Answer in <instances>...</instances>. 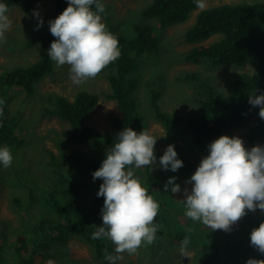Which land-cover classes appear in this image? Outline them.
Masks as SVG:
<instances>
[{"label": "rangeland", "instance_id": "374dc122", "mask_svg": "<svg viewBox=\"0 0 264 264\" xmlns=\"http://www.w3.org/2000/svg\"><path fill=\"white\" fill-rule=\"evenodd\" d=\"M151 2L152 0H104L106 14H102L103 22L107 29L117 37L129 30L132 31L137 24L144 23L146 26L149 24L152 26L156 24L155 19L147 23L142 15L143 9ZM263 2L264 0H206L205 9L223 4L244 5ZM54 8L55 4L52 0H19L9 9L6 15L12 24L6 33L7 42L0 45V73L19 66H29L39 60L42 54L41 46L36 44L28 47L27 42L50 32L48 22L53 20ZM201 11L198 9L192 12L184 23L174 24L161 32L158 31V47L151 53L147 52L139 57L141 84L137 91L138 103L139 107L147 113L146 130L157 138V142L154 147L156 164L136 169L135 174L142 186L147 189L148 194L153 196L160 205L158 215L154 220V223L159 225V230L151 245L142 244L136 255L129 256L126 252L123 253V258L116 264H207L208 260H211L213 264H246L249 258L262 259L251 246L250 234L254 228H258L260 223L264 222V211L257 209L252 212L246 209L247 214L228 232L213 231L184 215L186 209L178 201L185 198V188L191 190V184H186V181L190 180L195 173L202 158L209 154L208 147L207 149L195 147L193 134L186 128L182 127L179 128V132L169 133L170 131L155 119L150 106V87H152L153 90H159L161 93L159 104L165 112L190 117L200 111L199 93L206 86L205 83L209 84V80L205 79L211 80V87L227 94L238 76L255 72L256 68L253 64L243 67H214L207 62L195 64L184 61V56L196 46L185 42V34L195 23ZM34 12H38L43 20V25L38 30L36 29L39 20ZM126 36H129V33ZM221 38L222 36H215L203 44H210ZM109 68L110 66H106L96 78L77 86L69 79V66L57 67L54 62V72L37 84V93L34 97L28 98L26 92L21 90L22 88L15 87L7 91V119L13 123L16 122L19 125L18 128L25 130L26 135L27 132H32L36 138L29 141L23 153L25 159L30 161L34 167L32 172L42 178V183L51 181L44 177V173L50 175V172L46 170L47 162L51 159L50 152L53 151L59 159L65 142L62 134L70 127L69 124L61 122L58 117L47 112V109L53 108L47 99L56 94L74 100L80 92L84 91L101 95L102 92L110 89L107 79L110 73ZM188 74L198 75L203 81H200L199 85L198 81L189 80L186 77ZM119 115L120 110L116 102L102 98L99 106L86 117L85 124L97 129L105 138H110L117 134L113 127V119ZM258 118L259 113L245 127L221 134L214 140L221 136L239 137L243 140L246 149L250 150L258 145L264 146V138L254 142L245 140L246 132ZM181 133L185 134L186 138H183ZM28 139H30V134ZM168 145H174L177 158L183 162V167L172 172L169 177L161 179L159 173L162 169L159 166V160ZM189 147L192 148L189 149ZM8 148L12 156L14 152H19L17 146ZM72 148L77 150L78 155L84 161L100 159V155L95 154L87 144H73ZM15 161L14 170L18 173L22 164L18 158L15 160L13 157L12 165ZM59 161L63 164V169L68 173L75 172L76 178L81 180V174L76 172L73 166L65 160L63 162L59 159ZM9 168L4 169V172L0 174V250L4 261L9 264L22 263V259H19L20 254L13 252L18 246L21 248L22 257L26 259L34 257L33 262L29 264H50V262L51 264H109L105 257H98L95 254L91 244L79 233L72 234L65 242H55L49 245L50 250L62 249L67 254L69 253L68 255L59 251L56 257H51L50 250H47L48 253L45 251L33 255V243L28 240L29 237L24 233L23 227L25 222L39 221L40 205L32 204V202L29 205L28 189L24 190V187L16 182L13 167ZM89 177L93 181V177L91 175ZM171 177H176L175 183L180 185L181 189L179 193H172L171 186H169V191H164V186ZM15 197L23 199V204L27 203L24 208L16 207ZM36 198L39 197L36 196ZM37 199L35 201L38 202ZM166 228H173V230L166 231ZM179 234L190 238L188 257L181 256V242L173 239ZM195 234H197L196 240L193 238ZM202 237H206L210 245L208 242L202 244ZM113 246L115 247L114 244ZM110 253L115 255L114 251ZM214 255L217 258H214Z\"/></svg>", "mask_w": 264, "mask_h": 264}, {"label": "trees", "instance_id": "16d2710c", "mask_svg": "<svg viewBox=\"0 0 264 264\" xmlns=\"http://www.w3.org/2000/svg\"><path fill=\"white\" fill-rule=\"evenodd\" d=\"M18 1L0 0V3L6 4L10 9ZM103 1L101 0L102 3ZM52 2L55 4L54 20L68 7V3L67 0H52ZM195 10H198L196 0H152L143 9L142 15L147 23L155 19L156 24L152 26L137 24L132 31L129 30L117 37L121 55L107 65L110 66V73L107 75L110 84L108 91L102 92L101 95L87 91L80 92L74 100L56 94L47 99L49 105L53 106L52 109H47V112L70 125L62 134L65 142L59 159L73 166L72 168L81 174V180L76 178L75 172L68 173L63 169L64 167L62 168L63 164L53 151L50 152L51 159L47 162L46 169L50 175L44 173V177L50 179V182L42 183L40 175L34 174L28 165L22 167L18 174L14 173L16 182L21 184L24 190L28 189L29 205L31 202L40 205L39 221L25 222L23 227L24 233L29 237L28 240L33 243V255L45 251L48 253L49 245L65 242L74 233H79L89 242L98 257H105V249L109 253L114 251L115 247L108 239H92L96 227L103 224L100 213L104 198L97 195L103 181L101 179L92 181L89 176L100 168L106 153L116 141L117 134L125 127H131L137 133L146 130L147 113L139 107L137 97L141 84L139 57L144 53H151L158 47V31L186 22ZM93 11H95L94 5ZM127 33L129 36H126ZM215 36L222 38L210 44H203ZM55 39L50 32L31 39L27 42L28 47L38 44L42 48L39 60L29 66H19L0 73V100L5 101L0 105L3 109L0 115V125H2L0 148L28 145L29 141L36 139L32 132H27L26 135L25 130L18 128L16 122L7 119L6 94L8 90L17 87L24 89L28 98L35 96L37 84L55 70L54 62L47 56V51ZM185 42L196 45L184 56L186 62L195 64L207 62L214 67H243L253 64L256 68L254 73H243L238 76L227 94L211 87V80L205 79L209 80V84L205 83L204 89L198 90L201 97L200 111L190 117L165 112L159 104L161 93L150 87V106L155 119L170 131L169 133L179 132V128L182 127L190 130L193 134L194 146L207 149L218 135L245 127L260 111L259 107L249 104L248 100L250 95L258 96L264 93V2L244 5L223 4L202 10L195 23L187 30ZM186 77L198 81V84L203 81L200 76L194 74H188ZM102 98L106 101H115L120 110L119 117L113 119V127L117 134L110 138H105L97 129L85 124L86 117L99 106ZM29 134L30 139H28ZM181 134L186 138L185 134ZM263 138L264 120L259 117L246 132L245 140L254 142ZM80 143L89 145L95 154L100 155V159L82 160L77 150L72 148L73 144ZM3 172V165L0 164V174ZM170 174H172L170 169L167 171L162 169L159 177L165 179ZM36 196L39 198L37 199ZM36 199L38 202L35 201ZM23 202L19 197L14 198V204L19 209L27 204ZM165 230L172 231L173 228ZM202 233L204 236L205 232ZM196 237L197 234L193 236L195 240ZM184 238L179 234L173 239L181 242ZM201 239L202 244L208 242L210 245L206 237ZM20 250L21 248L16 246L13 251L15 254L19 253V259H22V263L17 264L33 262V256L26 259L22 257ZM50 251L51 257H56L59 251L67 254L62 249ZM260 256L261 260H264V255L260 254ZM214 258L217 256L214 255ZM210 261L208 260L207 264H213ZM0 264H9L4 261L1 250Z\"/></svg>", "mask_w": 264, "mask_h": 264}, {"label": "clouds", "instance_id": "9594fccd", "mask_svg": "<svg viewBox=\"0 0 264 264\" xmlns=\"http://www.w3.org/2000/svg\"><path fill=\"white\" fill-rule=\"evenodd\" d=\"M67 3L62 14L48 22L50 33L56 39L47 56L57 67L68 65L69 79L79 86L96 78L109 63L119 58L121 52L117 36L103 22L102 14L106 13L101 0H67ZM206 6V0H196L198 9L203 10ZM8 12V6L0 3V45L7 42L6 33L12 24L6 15ZM34 15L39 20L38 30L43 20L38 12ZM248 102L259 107V117L264 120V93L250 95ZM4 103L0 100V105ZM2 112L0 108V115ZM156 142L157 138L149 130L137 133L131 127H125L117 134L100 168L92 173L94 181H103L97 195L104 198L100 213L103 224L96 227L92 239H108L115 245V255L104 250L109 264H116L125 252L129 256L136 255L142 244L151 245L156 239L159 225L154 220L160 205L135 174L136 169L156 164ZM28 145L19 146V152L14 155L22 167L28 165L34 171L23 153ZM208 151L190 180L186 181L191 184V190L185 188V198L178 202L184 205V215L193 222H200L213 231L228 232L247 214L246 209L264 211V146L249 150L241 138L221 136L208 145ZM14 155L8 146L0 148L3 169L13 167V172L18 174L14 170L16 161L12 165L13 157L16 160ZM159 166L172 172L183 167L174 145L167 146ZM175 180L176 177L169 178L164 186L165 192L169 191V186L172 193L181 191ZM250 241L251 246L264 255V222L252 230ZM189 244L190 238L185 236L181 241V256L188 257ZM246 264H264V260L249 258Z\"/></svg>", "mask_w": 264, "mask_h": 264}]
</instances>
